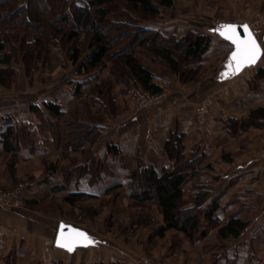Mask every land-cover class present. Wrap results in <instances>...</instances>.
<instances>
[{"label": "crops", "instance_id": "1", "mask_svg": "<svg viewBox=\"0 0 264 264\" xmlns=\"http://www.w3.org/2000/svg\"><path fill=\"white\" fill-rule=\"evenodd\" d=\"M27 2L20 0L23 5ZM263 8L264 0H226L227 19L217 24L252 25ZM163 9L167 8H160L159 17ZM142 26L169 35L164 28L147 26V22ZM189 28L185 33L196 31ZM253 33L264 48V26ZM213 35L217 40L211 41L200 62L191 65L214 66L211 83L217 87L195 88L194 84L181 83L175 75L161 76L153 71L154 83L163 88L159 93L162 103L153 109L139 107L148 92L116 81L110 64L96 72L101 76L97 84H111L108 98L104 99L102 95L88 94L93 88L45 86V70L34 75V70L29 71L23 63L20 52L11 55L12 46L5 45L0 52V72H12L8 77L0 75V133L11 126L28 127L34 134L35 146L7 152L0 144V185L6 189L21 187L25 203L14 211L0 206V258L13 253L19 264H54L64 260L62 256L67 252L55 245L60 223L79 227L75 215L79 219L84 214L89 220L104 218L109 194L116 192L113 211L118 225L122 230L126 225L133 226L131 234L118 245L121 253L114 258H91L89 262L81 258L78 264H141L145 256L165 264H264V128L253 127L234 134L228 128L229 120H245L252 110L264 106V79L253 80L258 68L264 66V57L238 76H224L229 71L226 65L230 54L224 58L223 53L226 44H231ZM218 44L223 46L222 51L216 50ZM46 55L51 68L60 57L75 69L73 75L77 74V65L60 46H50ZM44 59L45 55L35 59L34 65L42 67ZM57 70L53 68L51 73ZM33 76L34 88H27L31 87L28 80ZM208 94L223 100L217 103L213 118L201 127L195 120V108ZM48 102L58 105L65 116L51 115L45 108ZM33 107L39 111H33ZM68 116L75 120L70 121ZM76 124L93 130L94 138L73 147L68 135ZM170 134L182 137V162L198 161L196 169L188 171L190 177L183 187L186 207L197 203L205 210L216 207L213 218L217 219V226L209 227L205 237L195 240L175 229L157 234L164 222L156 204L147 208L131 206V175L135 170L152 166L161 173L175 168V161L165 151ZM201 142L207 144L208 154L199 157L192 147ZM10 160L14 161L12 168ZM28 216L42 222L29 223ZM231 218L246 227L237 238L223 239L219 229ZM85 231L93 239L94 235ZM89 247L68 254L78 258V251Z\"/></svg>", "mask_w": 264, "mask_h": 264}, {"label": "trees", "instance_id": "2", "mask_svg": "<svg viewBox=\"0 0 264 264\" xmlns=\"http://www.w3.org/2000/svg\"><path fill=\"white\" fill-rule=\"evenodd\" d=\"M173 5L174 0H28L25 5L20 0H0V52L9 43L13 51L10 54L16 56L19 51L23 63L30 71L34 60L46 55L50 46L63 43L70 61L78 65V73L88 74L103 69L110 63V72L116 81L126 82L129 78L144 91L159 94L163 88L154 83L152 71L141 63L135 49L154 47L153 50L159 53L172 72L179 74L184 82L193 78L184 79L186 68L183 65L200 62L210 46L209 37L195 32H189L179 40L167 39L158 31L141 27L137 33L132 32L131 27L140 25L133 18L144 20L143 22L153 20L158 17L161 7L171 8ZM122 17L128 18L130 22H125ZM126 33H130L132 38L126 44H121ZM32 37L34 40L30 41ZM160 37H163V41L154 46ZM82 40L84 48L80 47ZM118 44L121 46L116 47ZM198 70L199 67L191 70V73L196 74ZM261 79H264V66L259 67L253 77L254 81ZM104 84L111 88V84ZM92 91L95 95H102L104 99L108 98L107 88H93ZM45 108L57 118L65 116L54 103H46ZM32 109L39 111L37 107ZM228 122V128L233 134L253 127L264 128V106L252 110L245 120L231 119ZM73 129L68 135V141L73 147L94 138L93 130L90 132V129L87 130L82 125ZM0 144L7 152L18 151L26 146L33 148L34 134L28 127L11 126L0 133ZM113 149L109 147L110 151ZM165 151L175 161V168L161 173L152 166L135 170L131 175V206H158L164 222L157 231L159 235L175 229L186 233L191 240L198 236L205 237L208 228L218 224L217 219L213 218L216 207L213 205L205 210L197 203L187 208L183 200V187L190 177L188 171L195 170L198 161H181V136L170 134L165 143ZM245 227V223L231 218L219 229V236L223 239L230 236L237 238ZM54 264L63 262L57 261Z\"/></svg>", "mask_w": 264, "mask_h": 264}, {"label": "rangeland", "instance_id": "3", "mask_svg": "<svg viewBox=\"0 0 264 264\" xmlns=\"http://www.w3.org/2000/svg\"><path fill=\"white\" fill-rule=\"evenodd\" d=\"M77 1H80V0H77ZM225 4H226V0H174V5L171 8L163 9L160 17L158 16L159 17L158 19L156 17L153 20H147L145 22H147V26H155V27H159V28H164V31L167 32V34H169V35L175 34L173 36H169V35H167L168 37L165 36V37H167V39L172 38L174 40H179L181 37L186 36L188 33H185V32L188 29H191L189 27H192V29L196 30V31H193L196 34L205 35V36L209 37L210 43H211V41L213 42V41L217 40L216 39L217 36L213 35V33H211L210 30L218 27V25H219V24H217L218 21L227 19L226 17L228 15L225 14V11H224ZM120 6H122V4ZM137 15L138 14H136V16ZM121 19L125 20V22H126V20L128 22H130L128 20V18L122 17ZM133 19H135L134 21L137 24L139 22H140V25H143L145 23V22H143L144 20L142 21V20H139L137 18H133ZM255 20L256 19H254L253 22H255ZM149 21L150 22L154 21V22L149 23ZM131 22H133V21H131ZM140 25H135V27H131L132 32L137 33L138 32L137 30H139V27L144 28L143 26H140ZM131 29H129V31ZM149 30H152V29H149ZM181 34H183V36L177 37ZM152 37L153 36L151 35V38ZM131 38H132V35L130 33H126L125 37L121 40V44H126L128 42V40H130ZM162 41H163V37L161 39H159L158 42L154 46H158ZM82 43H83V40L80 43V47H83ZM121 44H118V46H116V47L121 46ZM220 44H221V41H220ZM59 46H60L61 50L66 52V47H65V45H63V43L62 44L60 43ZM226 46L227 47H225V49H224L226 51H224V53H223L224 58H227L228 54H230V52L233 48L231 45H228V44H226ZM218 47H219V44H218V46H216L217 51L219 49H220L219 51L223 50V46L220 45V47L219 48ZM153 48L154 47L147 46V49H145V48L135 49V53H136V56L138 57V59L141 61V63L144 66L149 67L152 72L153 71L155 72V74H158L161 76L162 75H166V76L167 75H175V76H177V78L179 79V81L181 83H183V84H186V83L194 84L195 88H214V87L216 88L217 87V86L213 87V84L211 83L212 78L215 75V69H213L214 66H211V67H205L204 66V68H203V66L200 65V66H196L193 68L191 65L193 62L184 64L183 66H184V68H186V73H184V75H183L184 79L185 80L191 79V78H193V79L183 82L181 77L179 76V74L173 73L172 70L170 69V67L168 66V64L162 59V57H160L159 53H157L153 50ZM84 51H85V49H84ZM57 53H59V52H57ZM85 55H86V53L83 55V58ZM44 60L45 61L43 62L42 67H40V68L35 66L36 64L34 65L35 62H33L30 70H34V73H33L34 75L39 74L42 68L45 70L44 71L45 76L42 77L45 86L50 85V86H52L51 88H56V87H59V88H99V87L100 88H108L104 84L105 81L101 82L100 84H97L98 81L101 79L100 78L101 76L98 73H96L97 70L95 71V73H93L91 75L88 74L87 76L86 75L83 76V73H78V65H77V69H76L77 74L74 72L75 74L73 75V70H75V69H71L69 67L67 60L59 57V61H57V62L54 61L56 64L52 68L50 65L51 61L49 60L48 55H45ZM16 62H18V61H16ZM107 64H110V63H107ZM33 65H34V69H33ZM198 67H199L198 72H196V74H192L191 70H194L195 68H198ZM53 68L58 69L55 74L51 73V70H53ZM75 68H76V66H75ZM11 72L12 71L2 70L0 72V75H2L4 77L5 76L8 77L11 74ZM249 72H251V71H249ZM105 76H103V78H108ZM35 78L36 77L33 76L32 78H30V80H28L30 82L31 87H27V88H34ZM128 79L126 80V82L129 83V85L132 88H141L132 79H129V80ZM130 81H132L133 83ZM107 83H109V82H107ZM218 88H220V87H218ZM222 88H224V87H222ZM91 93H94V92L90 91L88 94L92 95ZM93 95H95V93ZM208 98L213 100L212 101L213 104L210 107H208V109H207L208 113L206 116L207 117L206 123L203 125H200L198 123L196 110H197L199 104ZM221 100H223V99H214L213 96H209V94H208L199 101V103L196 105V108H195V120H196L198 125H200L201 127L207 125L209 119L213 118V115L217 112V109H215V107L217 108V106H218L217 103L220 102ZM81 109L82 108H80V110ZM78 112L81 114L82 110L78 111ZM67 118L70 121L75 120L73 118H70L69 116ZM74 118H77V117L75 116ZM76 126H80V125L77 124ZM79 128H81V127H79ZM192 149L196 153L197 152L199 153V157L208 154L207 153L208 149H207L206 143L205 144L202 142H201V144L198 143V144L194 145L192 147ZM10 162H11V168H12L14 161L10 160ZM26 181L29 183V182L33 181V179L31 181L30 180H26ZM31 184H33V183L31 182ZM0 188L6 189L5 187H3L1 185H0ZM30 191L33 192L32 190H30ZM116 194H117L116 192H112L109 194V207H108L107 215H105L106 217L104 216V218H101V219L100 218H98V219L92 218L91 220H89L86 218V214H84L82 217H83V219L85 218V220H83V219H79L78 215L73 216L76 219L77 223H80L79 227L91 232V234L94 235L93 236L94 243L89 248H87L86 250L78 251L79 252L78 258L75 255L72 256L73 254L69 255L68 252L64 253V255L62 256L64 258V260H60L63 262V264H78V261L81 258L83 260H85L86 262L87 261L89 262L91 260V258H95L98 260L100 258V256H102V257L107 256L109 258H111V257L114 258V256L116 254L121 253L120 249H118V248H120L118 245H120V242H123V240L125 239L124 237L131 234V228H133V226L130 224L126 225V227H124L122 230V226L118 225V220L116 219L117 215L113 211V202L116 198ZM29 196H33V195H29ZM24 206H25V203L22 206H17V207H13V206L12 207L1 206V207L14 211V209H18V208H21ZM28 220H29V223H37V225H39L40 222H42V220L40 221L37 219H32L30 216H28ZM126 243H129V241L127 240ZM17 261L18 260L16 258V255L13 253L9 254V256L7 258L6 257H4L3 259L0 258V264H19V261L18 262ZM81 264H84V263H81ZM110 264H115V263L113 262Z\"/></svg>", "mask_w": 264, "mask_h": 264}, {"label": "snow or ice", "instance_id": "4", "mask_svg": "<svg viewBox=\"0 0 264 264\" xmlns=\"http://www.w3.org/2000/svg\"><path fill=\"white\" fill-rule=\"evenodd\" d=\"M238 29L243 30V36H241ZM212 31L234 46V51L231 53L229 62L226 65L229 71L225 72L224 76L237 74L245 67L256 64L261 57H264V48L261 47L247 25L224 24ZM66 228H68L67 231ZM56 243L57 246L71 252L79 245L88 246L93 244L94 241L86 232L61 224Z\"/></svg>", "mask_w": 264, "mask_h": 264}, {"label": "built area", "instance_id": "5", "mask_svg": "<svg viewBox=\"0 0 264 264\" xmlns=\"http://www.w3.org/2000/svg\"><path fill=\"white\" fill-rule=\"evenodd\" d=\"M264 26V9L258 14L255 22L252 25H249L250 29L254 31V29L261 28ZM163 96L160 94H150L147 93L139 102V107L144 109H153L162 103ZM212 99H205L202 101L197 110V119L200 125H203L207 121V109L210 107L213 102ZM264 157V153L262 154ZM24 204V190L19 187L16 189H3L0 188V206L6 207H17L22 206ZM141 264H165L159 260H156L151 257H143L140 261Z\"/></svg>", "mask_w": 264, "mask_h": 264}, {"label": "water", "instance_id": "6", "mask_svg": "<svg viewBox=\"0 0 264 264\" xmlns=\"http://www.w3.org/2000/svg\"><path fill=\"white\" fill-rule=\"evenodd\" d=\"M224 24H235V25H238V26H240V25H247L248 27H249V25L247 24V23H242V24H236V23H222V24H220V25H224ZM219 25V26H220ZM218 26V27H219ZM218 27H216V28H213V29H217ZM213 29H211L210 30V32L211 33H213V34H216V35H218L217 33H215L214 31H212ZM249 29H250V27H249ZM239 31H240V34H241V36H243L244 35V33H243V30L242 29H238ZM251 30V29H250ZM252 31V30H251ZM252 33H253V31H252ZM254 34V33H253ZM255 35V34H254ZM219 36V35H218ZM220 37V36H219ZM222 38V37H221ZM223 39V38H222ZM228 42V41H227ZM233 46V45H232ZM234 51V46H233V50H232V52ZM231 52V53H232ZM231 53H230V56H231ZM230 56H229V59H230ZM262 58V57H261ZM260 58V59H261ZM260 59L258 60V62L260 61ZM258 62L256 63V64H254V65H252V66H256L257 64H258ZM252 66H248V67H245L244 69H246V68H249V67H252ZM243 69V70H244ZM243 70L242 71H240L239 73H237V74H235L236 76H238V75H240L242 72H243ZM61 224H63V225H65V226H68V227H70V228H75V229H79V230H81V231H83V232H86L84 229H82V228H79V227H76V226H74V225H71V224H66V223H64V222H61L60 223V225H59V228H60V226H61ZM59 228H58V232H57V235H56V239H55V245H56V247H58V248H61V247H59V246H57V243H56V240H57V236H58V233H59ZM66 231L68 230V228H66L65 229ZM87 233V232H86ZM88 234V233H87ZM89 235V234H88ZM90 236V235H89ZM91 237V236H90ZM92 245V244H91ZM91 245H88V246H83V245H79V246H77L73 251H68L67 249H65V248H61V249H63V250H65L66 252H68V253H73V252H75L78 248H86V247H89V246H91Z\"/></svg>", "mask_w": 264, "mask_h": 264}]
</instances>
